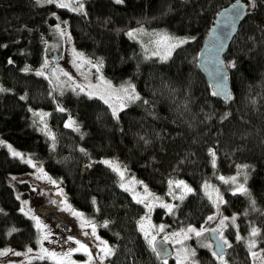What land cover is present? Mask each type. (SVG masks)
I'll return each mask as SVG.
<instances>
[{
	"label": "trees",
	"instance_id": "obj_1",
	"mask_svg": "<svg viewBox=\"0 0 264 264\" xmlns=\"http://www.w3.org/2000/svg\"><path fill=\"white\" fill-rule=\"evenodd\" d=\"M232 1L85 0V11L76 12L39 0H0V137L28 155L13 156L0 146V247L36 245L38 228L21 211L9 181L11 174L32 170L27 162L31 157L60 180L70 202L112 245L108 264H168L141 231L145 206L120 186L117 172L104 163L115 158L173 206L171 213L161 205L153 212L168 231L202 224L215 210L204 185L247 167V193L221 184L222 211L238 215L237 228L228 230L231 246L225 257L230 264L252 263L237 234L253 226L259 229L264 253V0H249L252 11L225 54L232 86L228 101L213 95L197 66L216 13ZM59 20L66 22L77 48L101 61L114 83L131 80L140 99L116 117L99 97L72 90L56 96L49 80L37 72ZM131 29L187 42L162 59L129 36ZM36 108L48 111L51 135L37 126ZM70 118L77 128L66 127ZM177 180L193 190L183 200L171 197ZM28 188L21 184L25 192ZM197 256L200 264H219L206 246L197 247ZM3 264L59 263L45 258Z\"/></svg>",
	"mask_w": 264,
	"mask_h": 264
},
{
	"label": "rangeland",
	"instance_id": "obj_2",
	"mask_svg": "<svg viewBox=\"0 0 264 264\" xmlns=\"http://www.w3.org/2000/svg\"><path fill=\"white\" fill-rule=\"evenodd\" d=\"M39 1L41 3H47V0ZM63 2L68 3L70 5L68 8L70 9L78 8L80 3H82L83 11H85V0H63ZM58 3H60V0H56L55 4L58 5ZM57 25L60 26V30L57 29ZM54 28V36L47 41L46 57L38 71H43V76H45L51 83L56 96L60 95L63 91L72 90L76 93L88 94L89 96H96L99 98L104 97L102 100H108L107 104L110 106L112 112L114 108L117 109L116 117L125 106L132 102L127 100L126 94L121 90L122 88H128L129 85L134 86L135 94L140 96L131 80H127L121 84L114 83L104 73L101 61L93 60L77 48L73 42L71 33L64 22L59 20ZM61 31L63 32V35H61ZM131 31L134 33V38L144 44L146 48L145 50H147L148 54L154 55L153 53H158L156 56L161 58L168 54L170 44L178 43L181 39L162 32L147 33L142 29H136L134 31L131 29L130 32ZM141 34H146L147 37H145V35L144 37L139 36ZM164 36L170 37L171 39L164 41L162 40V37ZM173 50L174 48L171 49V53ZM54 51H57L58 53V61L52 66L51 72H49V68L54 61ZM45 65H47V67H45ZM129 92H131V89H129ZM117 97L120 99H117ZM122 103L125 106L121 108L120 105ZM33 116L39 129L51 135L52 131L49 127L48 111L36 108L33 109ZM69 123L72 124V127L77 128V123L74 119L70 118L68 124ZM0 146L7 147L11 153L13 151L21 153L20 157H28L25 152L14 148L9 142L1 137ZM28 160H31L30 164L32 170L24 173L11 174L9 175V181L14 186L16 194L21 200L23 210L33 219L36 227L37 219H34L33 217L38 218L41 227H37L38 236L35 246L29 245L23 248L14 246L0 247V252H7L6 255L0 256V264L11 261H29L37 259L38 256L43 254L41 252L42 248L47 249L49 252L56 253L57 256L55 258L48 256L45 258L59 264H86V261H88L87 254L83 251H73L80 247L76 241H79L80 244L86 245L89 250H92V248L95 247V254H92L95 259L91 261L90 264H108V257L103 261L99 260V257L103 255L101 252V248L103 247L102 241L106 240L98 233L95 222L84 211L78 209L72 204V202H70L60 180L52 178L35 159L30 157ZM104 161H110V166L113 169V166L119 168V171H115L118 174L120 186L122 184L124 185V187H122L123 189L129 191L136 200L144 199L145 203H142L144 206L146 204L151 206V210L149 207L145 206V213L142 216L141 224H143L145 230L149 232L148 239H150L151 236H155L156 238L161 236L164 239L165 237L169 238L167 241L172 244L174 253L173 257L164 260L166 263L200 264L197 256V247L210 245L208 248L212 250L213 242L209 239V231L213 228L220 231L223 239L227 240L228 245L231 244L228 230L232 226L237 228L238 215H229L222 211V204L225 201V195L221 184H225L232 192H236V188L241 184L247 189V181L249 178V169L247 167H242L234 174L220 175L217 183H206L204 185L205 192L215 206L214 212L208 215V217L211 216L214 218L209 220L207 217L202 224L198 226L189 225L182 228L185 231L189 227L195 228L197 231L205 229L200 237H196L194 233H188L191 238L183 240L182 236L174 237L172 235L173 233L181 232L182 229L168 231L163 223L157 222L153 218L155 207L166 203L164 196H160L151 191L141 179L132 174L118 159L105 158ZM121 172L123 173V176L120 175ZM245 176L247 177L246 179ZM221 177L224 179L222 180ZM232 177H236L234 183L231 180ZM53 181H55V183H53ZM22 183L28 184V192L21 189ZM172 190L175 191V193H171L172 198H177L186 194V190L183 186L180 187V190H177L175 182L172 186ZM55 191L62 194V197L59 198L60 205L57 206V208L52 205V203H54L53 201L58 199L53 195ZM221 199L223 202H221ZM73 212L81 213L82 215H73ZM225 217L228 218L224 221L225 226H221L220 221ZM232 217L236 218L234 223ZM92 225H95V234H93ZM161 225L164 226V231L162 232L159 231V226ZM253 228L258 229L257 226H253L246 234L241 235L238 233L237 236H240L241 240H243L247 246L251 254V264H264V253L258 245V235L256 237L251 236ZM70 231L79 235L89 236L92 240L93 247L88 245V243L86 244L83 239L71 234ZM45 234L48 235V239L41 242V238ZM177 240H182L183 242L177 243ZM252 240H255V247L249 249L248 245ZM107 245L113 249L112 245L108 242ZM29 248L32 249L31 252L28 251ZM192 251L195 252V256L191 255ZM69 252H71L70 256L64 255ZM252 252L257 253V255L253 257ZM17 253H19V255H17ZM223 260L226 261V264H230L225 256L223 257ZM219 264H221V260H219Z\"/></svg>",
	"mask_w": 264,
	"mask_h": 264
},
{
	"label": "water",
	"instance_id": "obj_3",
	"mask_svg": "<svg viewBox=\"0 0 264 264\" xmlns=\"http://www.w3.org/2000/svg\"><path fill=\"white\" fill-rule=\"evenodd\" d=\"M252 2L249 0H233L227 5L220 8L217 12L213 23L207 31L197 56V63L200 70L206 76L209 84L212 86L214 93L225 101H228L232 94L231 82L229 79L230 66L225 58L229 46L239 31L241 23L252 11ZM239 13V18H237ZM234 24V28H233ZM58 61V53L54 51V61L51 67ZM51 67L49 71H51ZM220 69L218 72L217 70ZM180 190V188H177ZM216 229V228H213ZM209 231V237L213 242L214 251L218 255L225 254L227 245H224L223 251L217 247L218 243L223 242L220 231ZM217 237H220L218 240ZM157 252L161 260L173 257L174 249L172 244L163 237L156 238Z\"/></svg>",
	"mask_w": 264,
	"mask_h": 264
},
{
	"label": "snow or ice",
	"instance_id": "obj_4",
	"mask_svg": "<svg viewBox=\"0 0 264 264\" xmlns=\"http://www.w3.org/2000/svg\"><path fill=\"white\" fill-rule=\"evenodd\" d=\"M55 2H56V0H47V3H50V4H51V3H55ZM116 2H117V3H121L122 0H116ZM57 6L60 7V8H68V7H70V5H69L68 3L63 2V0H60V3H58ZM72 11L82 12V11H83V4L80 3V5H79L78 8H72ZM237 18H239V13H237ZM65 23H66V22H65ZM233 28H234V24H233ZM57 29L60 30V26H59V25H57ZM61 35H63V32H62V31H61ZM128 35H129V36H133L134 33H133V32H129ZM170 39H171V38H170V37H167V36L162 37V40H164V41H168V40H170ZM186 42H187V40H185V39H180V40L178 41V43L170 44V45H169V51H168V54L165 55L164 57H162V59H167L168 56L171 55V49L176 48V47H179V45L184 44V43H186ZM153 54H154V55H158V53H153ZM9 63H11V61H9ZM233 66H234V65H233ZM45 67H47V65H45ZM25 71H28V69L26 68ZM217 71L219 72L220 69H218ZM37 75H43V71H38V72H37ZM129 89H131V92H129ZM2 90H3V89H0V91H2ZM121 90L126 94V98H127V100H129V101H135V100H139V99H140L139 95L135 94L134 86L129 85L128 88H122ZM218 94H219V93H213V95H218ZM22 99H23V97H22ZM101 99H104V97H101ZM117 99H120V98L117 97ZM104 102H105V103H108V100L105 99ZM145 103H146V102H145ZM124 106H125V105H124L123 103L120 105L121 108L124 107ZM60 111H64V109L61 108ZM116 114H117V109L114 108V109H113V115H116ZM71 126H72L71 123H69V124L66 125V127H71ZM12 155H13V156H21V153L16 152V151H13V152H12ZM214 156H215V154L213 153V157H214ZM27 162H28V163H31V160H29V161H27ZM104 163H105V164H109V165H111V162H110V161H104ZM213 164H215V159H213ZM113 167H114V170L119 171V168H118V167H116V166H113ZM41 171H42V170H41ZM120 175L123 176V173L121 172ZM246 178H247V177L245 176V179H246ZM221 179L223 180L224 178L221 177ZM231 180H232V182L234 183L235 180H236V177H232ZM53 183H55V181H53ZM169 183H170V185H171L173 182L170 181ZM175 184H176V187H177V188H180L181 186H183V188L186 190V193H190V192L193 191V190H192L190 187H188L183 181H177V182H175ZM121 187H124V185L122 184ZM206 187H207V185H206ZM145 190H146V189H145ZM146 191H147V190H146ZM247 191H248V190L244 187L243 184L239 185V186L236 188V192H238V193H247ZM234 194H235V193H234ZM134 198H135V197H134ZM157 199H158V198H157ZM179 199L183 200V199H184V195H181V196L179 197ZM221 202H223L222 199H221ZM137 203H145V200H144V199H138V200H137ZM145 206H146V207H149V209L151 210V206H150V205H147V204H146ZM161 206L167 208L169 213H171L172 210H173V206L170 205V204H163V205H161ZM21 211H23V209H21ZM73 215H82V214H81V213H77V212H73ZM33 218H34V219H37V227L40 228L41 225H40V222H39L38 218H35V217H33ZM213 218H214V217H211V216L208 217L209 220H212ZM227 219H228V218L225 217L223 220L220 221L221 226H225L224 221L227 220ZM235 219H236L235 217H232V221H233V223L235 222ZM103 226H104V227H107V222H105V224H104ZM92 227H93V234H95V225H92ZM12 231H15V229H13ZM141 231L144 232L146 238L149 236V232H148L147 230H145L143 224H141ZM159 231H161V232L164 231V226H163V225L159 226ZM203 231H205V229H201L200 231H197L195 228L189 227L186 231L182 229L181 232H179V233H173L172 235H173L174 237H180V236H182V237H183V240H187V239H190V238H191V237L188 235V233H194V235H195L196 237H200V236L202 235ZM212 231L216 232V231H218V229H213ZM258 234H259V229L253 228L252 231H251V236H252V237H256ZM47 239H48V235L45 234V235L42 236V238H41V242H42L43 240H47ZM167 239H169V238H168V237H165V240H167ZM217 239L219 240L220 237H217ZM237 239L239 240V239H241V237H240V236H237ZM182 242H183L182 240H177V243H182ZM76 243L79 244L80 247L77 248V249H74L73 251H83L84 253H86L87 256H88V261H86V264H90V262L93 261V260L95 259V258L93 257V255H92L91 251L88 249V247H87L86 245H84V244H80L79 241H76ZM148 243H149V245L152 247V250H153L154 252H157V248H156V237H155V236H151V238L148 240ZM102 244H103V247L101 248V252L103 253V255L99 257V260H101V261H103L104 259H106L107 257H109V256H111V255L113 254V249L110 248V247L107 245V242H106V241H102ZM224 245H228L227 240H223L222 243H218V244H217V247L221 250V252L223 251V247H224ZM205 246H206V247H210V245H205ZM228 246L230 247L231 245H228ZM248 247H249V249L255 247V240H252V241L249 243ZM28 251L31 252L32 249L29 248ZM41 252H42L43 254L40 255V256H38L37 259L43 260V259H45L46 256H48V257H52V258H55V257L57 256L56 253H54V252H49L47 249H44V248L41 249ZM6 254H7V252H0V256L6 255ZM161 254H162L161 252H157V255H158V256H160ZM17 255H19V253H17ZM64 255H65V256H70V255H71V252H69V253H65ZM191 255H192V256H195V252L192 251V252H191ZM213 255H214V256H217V259L221 260V264H226V261L223 260V256H222V255H218L217 252H213ZM256 255H257V253L252 252V256H253V257H255ZM186 259H187V257H186Z\"/></svg>",
	"mask_w": 264,
	"mask_h": 264
},
{
	"label": "flooded vegetation",
	"instance_id": "obj_5",
	"mask_svg": "<svg viewBox=\"0 0 264 264\" xmlns=\"http://www.w3.org/2000/svg\"><path fill=\"white\" fill-rule=\"evenodd\" d=\"M53 195H54L55 197L58 198V199H55V200L53 201L54 203H52L53 207L57 208V206L60 205L59 198L62 197V194H59V193H57V192L55 191ZM70 233L73 234V235H75V236H77V237H79V238H81V239H83V241H84L86 244L88 243V245H90V246L93 245L92 240L90 239L89 236L79 235V234H77V233H73V232H71V231H70ZM92 247H93V246H92ZM227 248H228V247H227ZM94 249H95V247L92 248V250H90L91 253H92L93 255L95 254ZM208 249H209V251H210L212 254H213V252H215V251H214V247H212V250H211L210 248H208ZM226 251H227V250H226ZM76 253H77V252H76ZM72 254H73V253H72ZM77 254H78V253H77ZM225 254H226V252H225ZM225 254H223L222 256L224 257ZM214 257L217 259V256H214ZM217 260L219 261V259H217Z\"/></svg>",
	"mask_w": 264,
	"mask_h": 264
},
{
	"label": "bare ground",
	"instance_id": "obj_6",
	"mask_svg": "<svg viewBox=\"0 0 264 264\" xmlns=\"http://www.w3.org/2000/svg\"><path fill=\"white\" fill-rule=\"evenodd\" d=\"M217 14V13H216ZM216 16V15H215ZM213 23V22H212ZM55 65V64H54ZM53 65V66H54ZM197 66H198V63H197ZM51 69H52V67H51ZM198 69L200 70V68H199V66H198ZM49 72H51V71H49ZM200 72L204 75V73L200 70ZM205 76V75H204ZM205 79H206V76H205ZM206 81L208 82V80L206 79ZM208 84H209V82H208ZM210 85V84H209ZM211 86V85H210ZM232 87V86H231ZM211 88H212V86H211ZM213 89V88H212ZM214 91V90H213ZM209 239H210V237H209ZM211 240V239H210Z\"/></svg>",
	"mask_w": 264,
	"mask_h": 264
}]
</instances>
